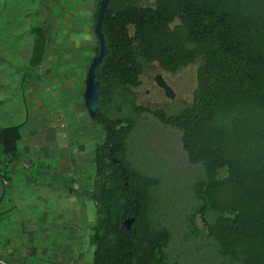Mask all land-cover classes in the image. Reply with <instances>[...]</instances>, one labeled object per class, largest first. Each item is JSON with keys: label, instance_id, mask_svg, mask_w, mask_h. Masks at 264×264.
<instances>
[{"label": "trees", "instance_id": "1", "mask_svg": "<svg viewBox=\"0 0 264 264\" xmlns=\"http://www.w3.org/2000/svg\"><path fill=\"white\" fill-rule=\"evenodd\" d=\"M100 1L90 0L83 12L82 28L91 35L83 37L85 76L100 50L94 33ZM66 15L72 23L79 17ZM47 31L44 21L32 28L31 67L45 59ZM101 33L106 51L94 67L99 105L89 117L97 135L83 190L93 209L86 263H173L160 178L129 151L136 118L146 113L180 133L187 162L200 168L183 237L207 242L222 263L264 264V0H110ZM190 66L196 85L187 104L137 105L134 91L147 67L176 74ZM21 138L20 125L0 128V200ZM131 217L127 230L121 224Z\"/></svg>", "mask_w": 264, "mask_h": 264}, {"label": "rangeland", "instance_id": "2", "mask_svg": "<svg viewBox=\"0 0 264 264\" xmlns=\"http://www.w3.org/2000/svg\"><path fill=\"white\" fill-rule=\"evenodd\" d=\"M72 1L0 0V128L20 125L22 136L14 174L0 200V264L88 261L85 233L93 209L83 190L97 135L85 103L83 39L91 35L82 28V18L90 0ZM71 12L72 18L79 16L74 23L66 15ZM43 21L47 54L31 67L32 28ZM73 27L74 34L68 31ZM144 72L142 86L134 91L137 105L188 103L196 85L194 66L160 73L174 99L156 85L154 69ZM136 121L129 151L136 164L160 178L165 200L160 217L172 232L171 264H231L222 263L207 242L183 237L184 214L195 205L191 185L201 173L187 162L180 133L146 113Z\"/></svg>", "mask_w": 264, "mask_h": 264}, {"label": "water", "instance_id": "3", "mask_svg": "<svg viewBox=\"0 0 264 264\" xmlns=\"http://www.w3.org/2000/svg\"><path fill=\"white\" fill-rule=\"evenodd\" d=\"M109 1L110 0H101L99 4L95 25H94V33L97 40L100 42V50H99V54L92 59L85 80V86H86L85 103L87 105L89 117L91 118H93L96 115L99 105L100 86L95 82L94 67L102 60L106 51L103 42V34L101 33V19ZM154 82L159 88L163 90L164 95L167 98L174 99L175 97L174 92L172 91L170 86L166 83V81L162 78L160 73L154 76ZM110 153L112 152L110 151ZM112 161L116 164L118 163V160L115 156L112 157ZM133 222H134L133 217L126 218L122 221L121 225L125 229L129 230L131 229Z\"/></svg>", "mask_w": 264, "mask_h": 264}, {"label": "flooded vegetation", "instance_id": "4", "mask_svg": "<svg viewBox=\"0 0 264 264\" xmlns=\"http://www.w3.org/2000/svg\"><path fill=\"white\" fill-rule=\"evenodd\" d=\"M161 89V88H160ZM163 91V90H162ZM164 93V92H163Z\"/></svg>", "mask_w": 264, "mask_h": 264}]
</instances>
